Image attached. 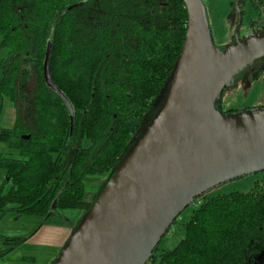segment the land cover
Here are the masks:
<instances>
[{
    "label": "trees",
    "instance_id": "obj_1",
    "mask_svg": "<svg viewBox=\"0 0 264 264\" xmlns=\"http://www.w3.org/2000/svg\"><path fill=\"white\" fill-rule=\"evenodd\" d=\"M250 2L264 9V0ZM186 22L182 0H0V48L7 51L0 100L15 111L0 143L17 152L0 156V211L46 218L89 210L85 178L108 173L103 188L134 144L175 68ZM260 31L264 21L253 33ZM48 42L50 77L72 106V128L64 101L43 79ZM184 231L173 249L155 255V248L147 262L264 264V180L206 199Z\"/></svg>",
    "mask_w": 264,
    "mask_h": 264
},
{
    "label": "water",
    "instance_id": "obj_2",
    "mask_svg": "<svg viewBox=\"0 0 264 264\" xmlns=\"http://www.w3.org/2000/svg\"><path fill=\"white\" fill-rule=\"evenodd\" d=\"M182 1L185 37L154 103L156 112L53 264H146L196 197L225 181L264 171V109L227 114L216 107L235 72L264 57V31L219 50L202 1ZM50 52L48 42L43 79L64 101L72 128V106L50 77Z\"/></svg>",
    "mask_w": 264,
    "mask_h": 264
},
{
    "label": "rangeland",
    "instance_id": "obj_3",
    "mask_svg": "<svg viewBox=\"0 0 264 264\" xmlns=\"http://www.w3.org/2000/svg\"><path fill=\"white\" fill-rule=\"evenodd\" d=\"M207 15L210 35L214 46L222 51L227 50L236 40L247 38L259 24L264 21V9L258 12L251 4L250 0H201ZM251 23H254L251 27ZM7 51L0 48V63L6 57ZM221 112L233 109L239 112L256 111L264 109V57L255 59L248 65L240 68L232 78L228 81L226 87L220 95L219 103L216 105ZM155 108H151L149 113L144 117L142 128L147 125V120L155 114ZM12 123L11 106L7 98L0 100V128L8 127ZM139 134L136 133V137ZM83 146H89V142L85 140ZM130 145L126 147L123 156H126L130 150ZM6 144L0 143V155L7 153ZM13 152L12 156H16ZM5 177L4 171H0V186ZM107 176L105 174H97L86 177L84 180V200L94 203L101 191ZM264 180V171L251 173L239 178L225 181L219 185L211 187L200 196L196 197L190 205L176 218L169 227L166 235L162 237L156 249L155 255H159L165 250L173 249L179 241L184 237V224L190 219L193 211L197 209L206 199L218 195H225L231 192H248L256 182ZM7 188V187H6ZM86 213V212H85ZM85 213L81 210H62L60 215L63 218L75 220L77 224L81 216ZM14 210H6L5 214L0 216L3 220L6 218L16 217ZM35 218V217H34ZM25 217H21V221H25ZM56 219V218H52ZM61 219V218H60ZM58 220V219H57ZM14 227L4 223L0 226V236L2 238L12 236ZM1 241V240H0ZM3 248H5L3 246ZM25 253V247H17L7 256L2 257L0 264H22L16 260L17 257ZM1 258V257H0ZM5 259V261H4ZM45 264V261H44ZM146 264H153L147 262Z\"/></svg>",
    "mask_w": 264,
    "mask_h": 264
},
{
    "label": "crops",
    "instance_id": "obj_4",
    "mask_svg": "<svg viewBox=\"0 0 264 264\" xmlns=\"http://www.w3.org/2000/svg\"><path fill=\"white\" fill-rule=\"evenodd\" d=\"M38 221L37 218H28L21 221L19 217H12L5 222H0V226H3L4 223L12 225L14 230L10 238L15 239L30 234ZM76 225L57 219H48L20 245L25 247V253L17 257L16 260L21 261L22 264H44V261L45 264H53ZM2 257L0 262L3 261Z\"/></svg>",
    "mask_w": 264,
    "mask_h": 264
},
{
    "label": "flooded vegetation",
    "instance_id": "obj_5",
    "mask_svg": "<svg viewBox=\"0 0 264 264\" xmlns=\"http://www.w3.org/2000/svg\"><path fill=\"white\" fill-rule=\"evenodd\" d=\"M11 114H12V123H11V125L10 126H8V127H3V128H0V129H4V128H9V127H11L12 125H13V123H14V120H15V111H14V109L11 107ZM26 136H28L29 138H30V136L29 135H23L22 137H26ZM21 137V138H22ZM28 138V139H29ZM23 139V138H22ZM28 139H23V140H28ZM8 149V148H7ZM9 150V149H8ZM13 152L14 151H8L7 153H5V154H9V153H11V154H13ZM5 154H2V155H0V156H3V155H5ZM16 154H17V152H16ZM68 156H70V155H68ZM67 161V160H66ZM0 171H3L2 169H0ZM5 173V172H4ZM98 174H105L107 177H108V173H98ZM97 175V174H96ZM94 176V175H93ZM5 177H6V174H5ZM5 177H4V179H3V181H2V183H1V185L3 184V182L5 181ZM9 209H11V210H13L10 206L9 207H7L6 209H4V210H2V211H0V216H2L3 217V215L5 214V211L6 210H9ZM54 210H55V208H54ZM54 210H51V207H50V211H54ZM58 212L57 213H55L54 215H52V216H47L46 218H39V217H35V216H29V215H24V214H19V213H16V217H19V219L21 218V217H25V218H37L39 221H38V224L34 227V229L32 230V232L30 233V234H28V235H26V236H24V237H21V238H15V239H13V238H8V237H5V238H2L1 236H0V257H4V256H6L8 253H10L12 250H14L15 248H17V247H19L24 241H26L27 240V238H29V236H31V235H33L34 234V232H36L37 231V229L38 228H40V226H42L48 219H50V218H56V219H58V220H61V221H63V222H68V223H72V224H74V225H76L77 224V222L74 220H71L70 218H63L62 219V217H61V215H60V211H62V210H57ZM65 211V210H64ZM2 217L0 218V222H5L6 221V218H5V220L3 221V219H2ZM61 218V219H60ZM3 246L5 247V248H3Z\"/></svg>",
    "mask_w": 264,
    "mask_h": 264
}]
</instances>
